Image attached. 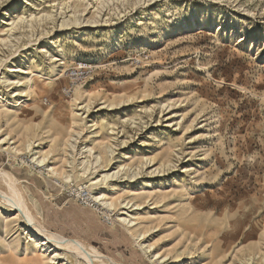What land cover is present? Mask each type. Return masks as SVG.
Returning a JSON list of instances; mask_svg holds the SVG:
<instances>
[{
  "label": "rangeland",
  "instance_id": "1",
  "mask_svg": "<svg viewBox=\"0 0 264 264\" xmlns=\"http://www.w3.org/2000/svg\"><path fill=\"white\" fill-rule=\"evenodd\" d=\"M79 63L93 75L65 98ZM0 75V125L16 145L36 140L71 170L69 141L87 144L107 198L135 217L128 228L100 206L84 212L59 178L26 165L30 154L0 151L45 196L70 201L79 242L111 264H154L136 242L162 264H264V0H0ZM78 91L95 98L90 109L72 107ZM17 226L0 214V264H42Z\"/></svg>",
  "mask_w": 264,
  "mask_h": 264
},
{
  "label": "bare ground",
  "instance_id": "2",
  "mask_svg": "<svg viewBox=\"0 0 264 264\" xmlns=\"http://www.w3.org/2000/svg\"><path fill=\"white\" fill-rule=\"evenodd\" d=\"M60 50L61 49H59V54L57 57H54L51 52L47 54V58L49 60L56 58V65L53 67V69H44L47 75L58 72L61 65L63 64V54ZM13 55L14 54H12V56ZM7 82L9 81L5 80V77H0V87L3 85V83ZM15 84L19 85L17 89L18 98L13 100L12 103L18 104V102L21 101L23 94H25V90L21 87L20 81H17ZM27 90L29 93H31V83L27 85ZM94 99L95 98L90 97L88 93L84 91H78L73 98L72 107L81 104L80 102L83 101L85 107L90 109L94 103ZM93 126L95 125L86 124L84 127L89 132L93 133ZM3 128L4 127L0 125V151L14 157L22 154L23 152L30 154V161L28 160L29 165L38 169L41 173L44 171V175L47 178H59V180L62 182V185L69 187L75 183L81 182V186H83L82 188L88 190L95 205L101 207V211L104 214L103 218L106 219L109 215L122 226L128 228L132 226L135 217L122 210V208L125 206V200L123 198H116L114 200L107 198L106 192L108 187H110L108 185L109 176L99 175L100 157L94 155L92 149L88 147L87 144H84L80 148H76L75 142L77 139L72 137L68 146L69 150L72 151L73 154L71 153V161H68V164H72L73 168L71 170L69 168L68 170L62 168L61 170L55 167L51 152H43L36 140H27L24 144H22V146L19 147L16 145L15 140L10 136V134L4 131ZM0 181L6 185V194L4 196L8 205H4L0 202V214L5 212L12 215L13 218L17 220V229L20 231L19 234L26 239L32 240L33 246H31V251H38L40 253L42 264H44L45 261L55 262L57 260L61 261L63 264H73L72 260L75 262V264H111L106 257L94 250L92 247L43 230L35 217L18 203L13 189L17 182L12 180L9 173L2 169H0ZM140 236L141 235L138 234L136 238L139 239ZM136 244L144 253L148 254L150 262L154 264H162L163 260L161 257H159L157 252L153 251V249H151L149 246H145V244L142 242L139 244L136 242ZM59 248H62L63 250L60 251ZM45 254H47L48 258L45 256Z\"/></svg>",
  "mask_w": 264,
  "mask_h": 264
},
{
  "label": "crops",
  "instance_id": "3",
  "mask_svg": "<svg viewBox=\"0 0 264 264\" xmlns=\"http://www.w3.org/2000/svg\"><path fill=\"white\" fill-rule=\"evenodd\" d=\"M0 169L8 172L11 179L17 182L13 189L18 203L35 217L43 230L79 242L74 235L76 230L75 214L67 213L70 201L65 196L57 193L52 198L45 196V188L40 177H31L25 169L9 167L8 161L5 162V160L0 159ZM0 190V197L6 202L4 196L6 194V185L2 181H0ZM52 202H54L56 207L54 213H46L47 209L52 208ZM62 208L64 210L60 211ZM78 208L84 212L88 211L85 207L78 206Z\"/></svg>",
  "mask_w": 264,
  "mask_h": 264
},
{
  "label": "built area",
  "instance_id": "4",
  "mask_svg": "<svg viewBox=\"0 0 264 264\" xmlns=\"http://www.w3.org/2000/svg\"><path fill=\"white\" fill-rule=\"evenodd\" d=\"M93 72L94 70L91 68L89 64H86V63L77 64V66L72 71H69L67 73L68 85L67 87L62 89L63 96L65 98H71L77 85L91 78V76L93 75ZM24 160H25L24 158H21L20 164L24 163ZM26 165L29 166L28 162ZM32 168L36 169L34 167ZM38 172L41 173L39 170ZM52 183L56 187H59L60 189H62L65 192L66 197L76 202L79 206L85 207V208H91L93 210L98 209L95 203L92 201L90 194L86 189L75 186V185L68 187V186L62 185L61 182L55 179L52 181ZM104 222L108 224L107 220H104Z\"/></svg>",
  "mask_w": 264,
  "mask_h": 264
}]
</instances>
